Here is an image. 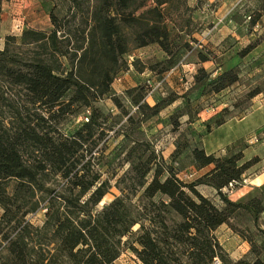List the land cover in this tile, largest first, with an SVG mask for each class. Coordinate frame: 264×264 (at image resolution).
<instances>
[{
  "label": "trees",
  "instance_id": "1",
  "mask_svg": "<svg viewBox=\"0 0 264 264\" xmlns=\"http://www.w3.org/2000/svg\"><path fill=\"white\" fill-rule=\"evenodd\" d=\"M61 1L50 10L49 30L26 27L20 36L7 35L0 49V93L20 88L26 99L9 120L0 118V264H117L125 247L137 264H214L216 258L221 264H264V187L246 200L228 195L241 188L257 159L243 160L240 150L217 156L179 142L166 159L143 125L178 96L170 93L151 105V87L139 84L126 90L127 109L113 90L133 48L157 43L166 52V60L150 67L160 77L179 66L183 52L195 50L183 35H191L184 28L189 19L177 23L189 0ZM263 9L264 3L248 15L250 30L259 26ZM261 41L264 31L239 56ZM196 52L192 86L219 93L240 81V68L213 76L202 64L210 55ZM261 93L257 85L247 98ZM106 97L121 108L118 116L95 106ZM184 100L189 106L190 97ZM85 110L89 114L70 134L58 127L67 115ZM185 115L192 119L188 111L170 115L174 130ZM109 130L122 136L118 156L129 163L119 177H103L97 167ZM185 152L198 168L213 167L184 181L175 164ZM113 178L121 194L99 208ZM199 185L213 187L221 204ZM39 211L44 220L35 225L27 216ZM244 214L256 232L234 222ZM224 224L251 245L253 259L230 257L215 233Z\"/></svg>",
  "mask_w": 264,
  "mask_h": 264
},
{
  "label": "rangeland",
  "instance_id": "2",
  "mask_svg": "<svg viewBox=\"0 0 264 264\" xmlns=\"http://www.w3.org/2000/svg\"><path fill=\"white\" fill-rule=\"evenodd\" d=\"M55 2L61 6L59 4L62 2L61 0H0V49L5 46L7 35L20 36L26 27L49 30L51 28L50 10ZM197 2L199 0H189L188 9L184 10L183 17L177 20L179 25H183L184 21L189 19L188 25H185L184 28L191 35H183L191 42L195 50L183 52V56L178 62V68L165 81L156 87L162 77L153 71L152 73L150 67L157 62L166 60L167 54L157 43H152L144 47L133 48L126 55L128 67L120 73L121 80L115 79L112 85L114 92L121 98L123 106L127 109L131 108V104L125 94L126 90L139 84L145 85L148 79L154 86L152 94L146 97L149 104H155L157 99L170 93L178 96L174 103L143 125L148 137L158 144L159 149L164 151V155H168V158L170 151L178 142L188 144L192 148L199 147L205 150L213 148L216 149L215 155L220 156L229 153V151L235 153L245 146L260 144L264 141L261 136L258 143L251 144L249 142L251 136L253 134L260 136L261 132L251 131L244 135L238 126L240 118L260 105L259 101L264 99V41H261L246 56H239V51L258 37L257 34L251 36L248 32V24L251 21L248 15L256 13L255 10L264 3V0H213L211 2L210 0H200V7H196ZM223 2L226 3L224 8H222ZM231 17L235 18L238 23H235ZM224 26L226 28L221 30ZM229 31L235 32V34H231ZM224 41L226 44H223ZM196 49H202L210 55L211 60L204 67L213 70V76L236 66L241 70L240 81L219 93H209L202 85L192 86L189 90H185L186 82L190 81L193 72L191 67L197 62ZM257 85H260L263 93L253 101L247 98V93ZM187 95L191 101L189 106L184 105ZM25 103V95L20 88L9 90L4 94L1 92L0 118L9 120L16 109L22 108ZM95 106L105 113H111L112 117L121 113V108L111 98L106 97L98 100L95 102ZM34 110L33 108L32 112ZM186 111L190 112L192 119L189 120L188 115L183 116L180 118V127L174 130L170 115ZM88 114L89 110H85L77 116L67 115L58 124V127L63 132L70 134L80 126ZM219 118L224 119L226 123L218 125L216 120ZM107 139L105 144L102 142L99 145L105 149L104 153L97 154V167L101 168L103 177H119L129 168V163L123 159L124 154L118 156L117 146L122 136L109 130ZM193 162L190 153L185 152L175 164L180 169L179 176L186 182L196 180L207 169L201 170ZM115 181L116 178L111 180L112 185L99 204V208L121 194ZM15 183L16 180L10 181V189ZM244 185L247 183L245 182ZM198 189L216 203L221 204L218 193L210 187L199 185ZM246 190L247 188L242 186V189L229 192V198L233 201L246 200L250 195L260 193L257 189L250 190L248 193ZM2 213L3 209L0 207V218ZM27 219L35 225L42 224L44 213L39 211L29 214ZM234 222L243 228H250L253 233L257 231L248 214L242 215ZM8 229L9 227L5 228V230ZM233 233L235 232L226 224L218 230V235L224 239L227 247L237 243L238 239H235L236 236ZM4 243L0 234V250ZM249 246L248 253L244 254L242 258H254L251 254V245L249 244ZM116 263L137 264L138 259L133 251L125 247Z\"/></svg>",
  "mask_w": 264,
  "mask_h": 264
},
{
  "label": "crops",
  "instance_id": "3",
  "mask_svg": "<svg viewBox=\"0 0 264 264\" xmlns=\"http://www.w3.org/2000/svg\"><path fill=\"white\" fill-rule=\"evenodd\" d=\"M211 1H213V0H210V2ZM222 4H223L222 8H224L226 3L223 2ZM231 19L235 23H238L235 18L231 17ZM232 20H230V21H232ZM258 23H259V26H254V27H252L251 30L249 29L248 32L251 36L255 35V34L259 35L264 31V9L261 10V15L258 18ZM225 28H226V26L222 27L221 30H223ZM230 33L235 34V32H232V31ZM202 34H203V32H202ZM203 36H205V35L203 34ZM221 40L223 42V39H221ZM223 44H226L225 41ZM197 61H198V58H197ZM207 62H210V60L203 62L202 64L205 66V64ZM260 95H262V93L253 97L251 100L254 101V100L258 99V97ZM259 103H260V105H258L256 108L252 109L249 113L245 114L243 117L240 118L238 126H240V128L242 129V133L244 135L250 133L251 131H257V132H261V135L264 138V99H261L259 101ZM225 123H226V121L221 125H224ZM174 150H175V147H173V149L170 151L169 156L172 154V152ZM206 151L208 153H214V154L216 153V149H213V148L212 149L207 148ZM240 151L243 152V155H244L243 160H251L253 158L257 159L256 163L253 164L246 171V173L244 175L245 179L247 180L246 181L247 185H243V187L247 188L246 192L248 193L250 190H255L257 188L264 187V141L260 144L248 145L247 147L245 146V147H243V149H240ZM229 152H231V151H229ZM162 153L164 155V151H162ZM164 157L167 159L168 155H164ZM212 167H213V165L205 167V168H207L205 172L210 170ZM205 168H200V169L202 170ZM204 173H202V174H204ZM208 187H210V186H208ZM210 188L213 189L214 192H216V190L213 187H210ZM239 189H242V187ZM206 196H208V195H206ZM261 225L264 228V212L262 213V216H261ZM222 226H220L215 231L219 241L221 242V244L223 245V247L229 253L230 257L233 260L236 261V260L242 258L244 256V254L248 253V251L250 249L249 243L247 241H245L243 238H241L238 234L233 233L236 236L235 239H238L237 243H236V245H230V247H227V245L224 243V239H222V237H220L218 235V230Z\"/></svg>",
  "mask_w": 264,
  "mask_h": 264
},
{
  "label": "built area",
  "instance_id": "4",
  "mask_svg": "<svg viewBox=\"0 0 264 264\" xmlns=\"http://www.w3.org/2000/svg\"><path fill=\"white\" fill-rule=\"evenodd\" d=\"M193 66H194V65H193ZM193 66L191 67V71H193V72L191 73L192 75H191V77H190V81H189V82H188V81L186 82L185 90L190 89V87L193 85V82H194V73H195V67H193ZM177 68H178V67H175V68H173L172 70H170L169 72H167L165 75H163L162 78H161V80H160V82L157 84L156 87H158L163 81H165V80L168 78V76H169L171 73H173ZM116 79H117V80H121V77L118 76ZM146 84H148V85L151 87V92H150V94H149V95H151V93L154 91V86L151 84L150 79H148V80L146 81ZM261 136H262V135L259 136L258 134H253V135L251 136L249 142H250L251 144H256V143H258V142L260 141ZM262 137H263V136H262ZM245 182H246V179L243 180V183H242L241 187L244 185ZM233 191H235V190H231L230 192H233ZM214 264H221V261H220L218 258H216L215 261H214Z\"/></svg>",
  "mask_w": 264,
  "mask_h": 264
}]
</instances>
